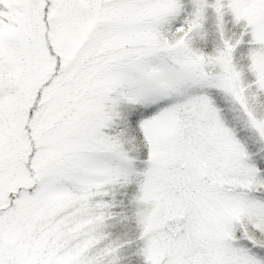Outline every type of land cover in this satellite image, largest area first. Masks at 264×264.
Wrapping results in <instances>:
<instances>
[{"label":"snow or ice","instance_id":"obj_1","mask_svg":"<svg viewBox=\"0 0 264 264\" xmlns=\"http://www.w3.org/2000/svg\"><path fill=\"white\" fill-rule=\"evenodd\" d=\"M0 264H264V0H0Z\"/></svg>","mask_w":264,"mask_h":264}]
</instances>
